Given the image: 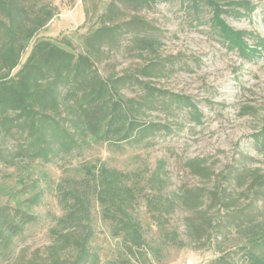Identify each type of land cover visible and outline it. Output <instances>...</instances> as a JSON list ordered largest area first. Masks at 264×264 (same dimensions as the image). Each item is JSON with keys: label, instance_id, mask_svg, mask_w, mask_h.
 <instances>
[{"label": "trees", "instance_id": "16d2710c", "mask_svg": "<svg viewBox=\"0 0 264 264\" xmlns=\"http://www.w3.org/2000/svg\"><path fill=\"white\" fill-rule=\"evenodd\" d=\"M160 1L164 0L110 1L76 44L68 35L58 39L37 36L59 13L51 0H0V162L22 173L20 188L0 186V194L9 198L0 204V258H11L16 238L38 220L34 207L42 193H32L36 180L23 174L37 161H65L92 142L149 144L150 136L166 125L146 121L148 111L172 114L188 109L195 123L202 122V112L191 97L157 88L140 77L166 75L168 64L158 54L162 45L158 27L137 14L128 20L119 18L122 9L117 2L151 8ZM189 1L195 12L210 10L213 27L231 49L246 57L261 53L264 37L249 44V32L235 29L222 17L227 11L219 0ZM124 39L133 50L152 52L155 58L137 69L139 76L135 72L105 76L98 63L121 48ZM129 87L140 90L129 97L124 93ZM258 135L264 150V126ZM186 166L196 174H213L203 159H190ZM153 180L164 182L158 174ZM250 186L254 193L249 202L233 206L226 216L215 220L203 209L200 219L187 217L190 241H210L225 226L223 222H233L242 237L235 245H218L208 264H264V220L253 222L254 214L243 211L247 205L254 209L258 198L264 201V175L254 171ZM56 189L63 212L50 229L53 241L44 254L21 255L8 264H157L155 258L159 259L166 245L186 244L176 229L167 227L166 216L179 204L198 210L210 198L203 188H185L175 195H163V190L152 194L147 207L160 226L159 240L152 243L143 220L134 214L138 195L125 171L86 162L79 173L63 177ZM211 194L212 202L219 200L216 191ZM95 210L119 243L114 256L105 262L94 245Z\"/></svg>", "mask_w": 264, "mask_h": 264}, {"label": "rangeland", "instance_id": "374dc122", "mask_svg": "<svg viewBox=\"0 0 264 264\" xmlns=\"http://www.w3.org/2000/svg\"><path fill=\"white\" fill-rule=\"evenodd\" d=\"M51 1L58 6L59 13L37 36L58 39L68 35L77 44L79 35L97 21L112 0ZM219 1L220 7L227 11L222 17L235 29L249 32V44L254 45L258 37H264V0ZM117 3L122 9L121 21L137 14L159 29L162 45L158 54L168 64L166 75L140 76L141 79L157 88L191 97L202 112V122L195 123L188 109L175 110L172 114L162 110L148 111L146 121L166 125L150 136L149 144L92 142L83 152L65 161H37L23 174L36 180V188L31 192L42 193L40 203L34 207L38 220L16 238L11 258H0V264H8L21 255L30 258L35 252L45 253L53 241L50 229L63 212L57 185L63 177L82 171V164L86 162H102L129 174L138 195L134 214L143 220L147 238L152 243L159 240L160 233V226L147 207L152 194L163 190V195H175L185 188H203L210 196L198 210L179 204L166 216L167 227L176 229L186 244L166 245L159 259L155 258L157 264H186L188 260L193 264H208L217 254L218 245H235L242 238L233 222H223L225 226L215 231L210 241H190L187 217L199 218L200 212L206 209L216 220L227 210L232 211L233 206L247 204L254 193L250 186L253 172L264 175V150L262 137L258 135L264 126V48L256 56L240 55L213 27L210 10L203 8L195 12L189 0H164L151 8ZM95 6L99 9L95 10ZM129 45L128 39H124L121 48L113 49L106 61L98 63L105 76L129 72L139 76L137 69L155 58L154 53L139 52ZM30 50L31 45L21 63ZM139 90L140 87H129L124 93L133 97ZM190 159H203V164L209 166L213 174L192 172L186 166ZM156 174L164 182H151ZM21 175L19 169L0 162V186L20 188ZM214 191L219 200L212 202ZM256 197H260L259 193ZM8 201L6 195L0 194V204ZM243 211L254 214L253 222L264 220V201L258 198L254 209L247 205ZM94 216V245L105 262L114 256L119 243L101 221L98 210L94 211Z\"/></svg>", "mask_w": 264, "mask_h": 264}, {"label": "built area", "instance_id": "2783aa9c", "mask_svg": "<svg viewBox=\"0 0 264 264\" xmlns=\"http://www.w3.org/2000/svg\"><path fill=\"white\" fill-rule=\"evenodd\" d=\"M186 264H193L191 260H188Z\"/></svg>", "mask_w": 264, "mask_h": 264}]
</instances>
